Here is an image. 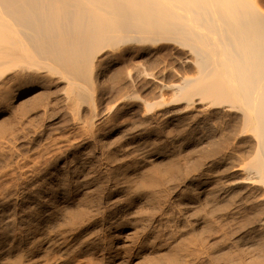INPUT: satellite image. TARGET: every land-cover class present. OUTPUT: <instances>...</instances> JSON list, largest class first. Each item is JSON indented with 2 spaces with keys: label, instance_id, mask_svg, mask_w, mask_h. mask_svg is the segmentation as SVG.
Masks as SVG:
<instances>
[{
  "label": "bare ground",
  "instance_id": "1",
  "mask_svg": "<svg viewBox=\"0 0 264 264\" xmlns=\"http://www.w3.org/2000/svg\"><path fill=\"white\" fill-rule=\"evenodd\" d=\"M0 264H264V0H0Z\"/></svg>",
  "mask_w": 264,
  "mask_h": 264
}]
</instances>
